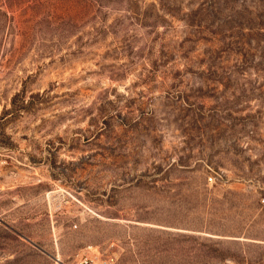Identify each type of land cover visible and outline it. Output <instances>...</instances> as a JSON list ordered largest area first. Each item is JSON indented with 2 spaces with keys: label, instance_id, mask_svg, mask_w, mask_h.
<instances>
[{
  "label": "rangeland",
  "instance_id": "obj_1",
  "mask_svg": "<svg viewBox=\"0 0 264 264\" xmlns=\"http://www.w3.org/2000/svg\"><path fill=\"white\" fill-rule=\"evenodd\" d=\"M83 258L264 264V0H0V264Z\"/></svg>",
  "mask_w": 264,
  "mask_h": 264
},
{
  "label": "built area",
  "instance_id": "obj_2",
  "mask_svg": "<svg viewBox=\"0 0 264 264\" xmlns=\"http://www.w3.org/2000/svg\"><path fill=\"white\" fill-rule=\"evenodd\" d=\"M208 180H211V178H209ZM58 264V263H56ZM76 264H93L89 259L83 258L81 260H79Z\"/></svg>",
  "mask_w": 264,
  "mask_h": 264
}]
</instances>
